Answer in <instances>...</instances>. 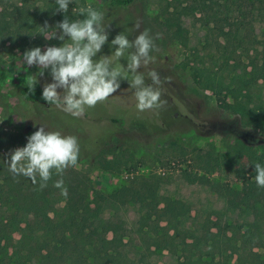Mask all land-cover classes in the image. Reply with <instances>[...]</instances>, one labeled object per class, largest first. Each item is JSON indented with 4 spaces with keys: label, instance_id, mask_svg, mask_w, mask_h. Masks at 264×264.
<instances>
[{
    "label": "rangeland",
    "instance_id": "obj_1",
    "mask_svg": "<svg viewBox=\"0 0 264 264\" xmlns=\"http://www.w3.org/2000/svg\"><path fill=\"white\" fill-rule=\"evenodd\" d=\"M42 1L30 4L27 15L14 8L0 7V127L24 136L23 143H15L11 152L24 147L27 138L44 126L47 131H60L78 139L77 165L65 170V174L69 173L68 179L74 181L76 196L83 193L89 197L92 191L113 196L121 185L136 177L153 178L158 180V208L168 207L176 217L185 220L186 226H214L213 231L219 228L226 232L229 225L241 227L250 222L254 208L230 193L241 188L229 169L230 150L237 143L251 148L256 155L255 161L263 166L264 121L255 123L250 116L220 107L216 95L199 84L195 75L223 72V76H233L238 64L248 66V56L262 53L264 19L253 17L256 10L249 12V6L241 10L230 6L226 10L224 0H180L181 6L177 9L172 5L173 0H135L122 8L110 7L108 0H72L68 12L62 13L56 11L55 0ZM88 4L105 12L104 24H108V41L95 59L114 52L116 46L111 45V40L117 34L122 32L133 40L140 32L149 31L155 45L150 52L152 60L138 71L148 84L152 83L148 74L151 71L159 73L161 99L167 101L163 108L143 112L137 109L135 90L129 86L131 74L128 82L121 81L115 94L87 109L81 117H74L56 106L26 104L17 98L16 88L39 71L37 66L24 63L25 51L40 47L43 52L48 46L59 47L63 43L58 39L46 40L41 35V27L47 23L49 28H54L65 16L71 21L78 20L75 15ZM166 6L167 11L164 10ZM217 10L222 16L227 15L230 24L247 25L238 34L245 38L249 32L250 38L255 36L251 39L254 42L237 47L234 41L231 47L224 49L223 37L218 32L208 31L213 23L208 22L207 15ZM137 24L139 29L135 27ZM228 28L226 26L224 31ZM232 28L235 35V26ZM246 48L258 52H246ZM120 63L126 66L127 61L121 59ZM37 80L42 89L44 84L53 82L47 69L43 77L37 75ZM232 89L233 86L222 94L229 104L234 100ZM249 93V99L240 96L239 101L250 110H262L264 116V82L251 86ZM207 156L219 159V167L214 162L208 167ZM181 170L207 174L223 187L226 199L238 204L228 205L225 198L212 189L189 184ZM59 179L65 176L54 172L47 182L50 185L46 195L53 200L63 196L61 189L54 187ZM123 216L130 231L126 251L135 262L175 263L174 256L166 250L154 254L146 250L150 244L149 234L146 229L140 230L138 208H126Z\"/></svg>",
    "mask_w": 264,
    "mask_h": 264
},
{
    "label": "trees",
    "instance_id": "obj_2",
    "mask_svg": "<svg viewBox=\"0 0 264 264\" xmlns=\"http://www.w3.org/2000/svg\"><path fill=\"white\" fill-rule=\"evenodd\" d=\"M134 1L108 0V4L112 8H122ZM40 2L43 1L0 0V7L14 8L27 15V7ZM173 3L174 9L181 6L180 0H173ZM230 6H236L238 10L249 6V12L256 10L254 18L264 19V0H224L223 8L228 10ZM180 9L186 11V8ZM164 10L167 11L168 7ZM72 16L74 19V12ZM75 16L84 18L79 12ZM207 17L208 22L213 23L208 31L218 32L223 37L224 49L231 47L234 41L237 47L254 42L251 39L255 36L250 38L249 32L245 38L238 34L247 25L241 22L230 24L227 15L222 16L221 11H213ZM226 26L229 28L225 32ZM250 51L258 52L246 48V52ZM260 52L248 56V66L241 68L238 64L235 69L238 71L233 76H223V72L195 75L199 84L216 95L220 107L250 116L255 123H260L261 119L264 121L262 110H250L239 101V97L249 99L250 87L259 81L264 82V47ZM232 86L230 91L234 93V100L229 104L222 94ZM42 91L37 83L34 91L29 92L25 83L18 86L15 93L22 103L55 106L42 99ZM23 139V135L9 133L0 127V264H140L126 251L130 231L123 212L128 207L138 208L141 214L138 222L140 230L146 229L149 234L150 244L146 246L149 254L166 250L174 256V264H230L232 260L236 264H264V187L256 184L254 165L257 162L251 148L240 143L231 146L229 160V169L241 185L240 190H231L230 193L254 208L251 221L241 227L229 225V231L221 232L219 228L213 231L214 226L191 228L168 207L158 208V180L153 178L136 177L121 185L113 196L92 191L87 197L83 193L74 195V181L68 179L69 173L64 171L67 195L53 200L46 195L50 184L41 189L39 178L33 184L30 178L14 175L9 170L11 150L15 143H23ZM218 161L207 156L205 163L209 167L210 162H214L219 167ZM181 173L189 184L197 183L212 189L225 198L228 205L238 204L233 199H226L223 187L207 174H192L186 170Z\"/></svg>",
    "mask_w": 264,
    "mask_h": 264
},
{
    "label": "clouds",
    "instance_id": "obj_3",
    "mask_svg": "<svg viewBox=\"0 0 264 264\" xmlns=\"http://www.w3.org/2000/svg\"><path fill=\"white\" fill-rule=\"evenodd\" d=\"M55 3L56 11L67 13L72 0H55ZM79 13L83 19L71 21L65 16L54 28H49L47 23L41 27V35L46 40L58 39L63 42L61 46H48L43 52L40 47H34L23 54L26 65H35L39 69L26 82L29 92H33L38 83L37 75L43 77L47 69L53 82L44 84L42 99L74 117H81L87 109L115 94L121 81L128 82L131 74L129 86L135 90L137 109L143 112L163 108L167 101L161 99L159 73L151 71L148 75L152 83L148 84L138 71L152 60L150 52L155 45L149 31L140 32L133 40L122 32L117 34L111 40V45L116 46L114 52L95 59L108 41V24H104L106 13L91 4L81 7ZM135 27L139 29V24ZM121 59L127 61L126 66L120 63ZM79 152L77 137L47 131L40 126L27 138L24 147L10 153L9 170L14 175L30 178L33 184L39 177L43 189L54 172L62 176L66 169L77 165ZM254 166L256 184L264 187V166L260 163ZM54 187L67 195L63 179L57 180Z\"/></svg>",
    "mask_w": 264,
    "mask_h": 264
}]
</instances>
